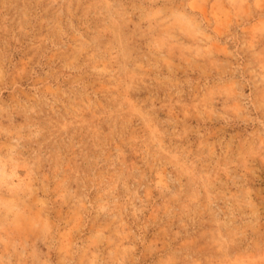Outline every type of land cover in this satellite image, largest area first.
I'll return each mask as SVG.
<instances>
[{
	"label": "rangeland",
	"instance_id": "obj_1",
	"mask_svg": "<svg viewBox=\"0 0 264 264\" xmlns=\"http://www.w3.org/2000/svg\"><path fill=\"white\" fill-rule=\"evenodd\" d=\"M0 264H264V0H0Z\"/></svg>",
	"mask_w": 264,
	"mask_h": 264
}]
</instances>
